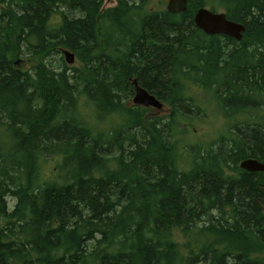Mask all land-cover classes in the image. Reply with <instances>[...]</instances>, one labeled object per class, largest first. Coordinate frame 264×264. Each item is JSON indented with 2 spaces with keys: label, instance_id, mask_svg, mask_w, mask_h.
<instances>
[{
  "label": "trees",
  "instance_id": "trees-1",
  "mask_svg": "<svg viewBox=\"0 0 264 264\" xmlns=\"http://www.w3.org/2000/svg\"><path fill=\"white\" fill-rule=\"evenodd\" d=\"M149 2L0 0V129L13 140L0 148V264H264V173L239 169L264 164V0H187L177 15ZM201 8L242 39L204 35ZM134 80L169 113L133 106ZM199 88L228 122L247 119L183 171L173 139L179 117L204 114Z\"/></svg>",
  "mask_w": 264,
  "mask_h": 264
},
{
  "label": "rangeland",
  "instance_id": "rangeland-1",
  "mask_svg": "<svg viewBox=\"0 0 264 264\" xmlns=\"http://www.w3.org/2000/svg\"><path fill=\"white\" fill-rule=\"evenodd\" d=\"M167 0H150L148 3V8L151 10L161 11L166 8ZM116 5L115 0L111 2H103V8H111ZM2 4H0V8ZM223 13V12H222ZM26 59V58H22ZM17 62V61H16ZM33 61L24 60V63L17 65L23 71L31 68ZM81 64L77 61L74 63V67L78 68ZM191 95L199 106L204 110L203 115H193L182 118L179 117L177 122L179 124L180 131L175 135L173 141L176 143L178 149V165L181 170L188 171L190 163L192 160L191 152H197L199 149L203 152L208 150L211 146L227 135L228 124H236V120H241L242 115L238 118H230L232 121H227L228 114H224L220 109H218L217 101L212 91H204L203 89H195L190 91ZM84 114L88 115V121L90 124L94 123L95 119L91 117V111L88 107L84 108ZM150 114L164 117L169 113V108L164 105L163 110L159 113L156 110L149 109ZM253 114V113H252ZM259 114H255L258 117ZM244 120V119H243ZM117 121V120H116ZM249 121V120H248ZM109 123H113L109 120ZM7 134L0 129V148L8 149L9 146L13 145V140L6 138ZM57 159H48L42 164V174L43 177L49 180H55L58 177V170L56 169Z\"/></svg>",
  "mask_w": 264,
  "mask_h": 264
},
{
  "label": "water",
  "instance_id": "water-1",
  "mask_svg": "<svg viewBox=\"0 0 264 264\" xmlns=\"http://www.w3.org/2000/svg\"><path fill=\"white\" fill-rule=\"evenodd\" d=\"M33 1V0H28ZM103 2H111L112 0H102ZM187 0H167L166 11L170 14L177 15L186 12ZM193 22L198 30L208 36L222 35L236 41L242 39L245 28L241 24L231 22L226 19L222 12H212L207 8L197 10L193 16ZM63 57L67 65L74 64V55L69 51H63ZM18 63V62H16ZM134 88V96L131 100L133 106L145 109L156 110L157 113L163 110L164 104L149 94L145 89L141 88L134 80L132 82ZM240 169L246 172H264V165L254 160L243 161Z\"/></svg>",
  "mask_w": 264,
  "mask_h": 264
},
{
  "label": "flooded vegetation",
  "instance_id": "flooded-vegetation-1",
  "mask_svg": "<svg viewBox=\"0 0 264 264\" xmlns=\"http://www.w3.org/2000/svg\"><path fill=\"white\" fill-rule=\"evenodd\" d=\"M204 34V33H203ZM205 35V34H204ZM206 36H208V35H206ZM218 36H222V35H218ZM208 37H213V36H208ZM70 53H72L73 55H74V63H75V61H77V59H76V56H75V54L73 53V52H71V51H69ZM78 62V61H77ZM19 63H21V62H19ZM18 63V64H19ZM17 64V65H18ZM68 66H74V64L73 65H68ZM259 124V123H258ZM226 140V139H225ZM225 143H223V144H221V143H216V144H214V148L216 149L217 147H219V145H224ZM247 160H254V161H257L258 163H260V164H263V163H261L260 161H258V160H256V159H247ZM247 160H244V161H247ZM243 162V161H242ZM242 162H240V164L242 163ZM240 164H239V169H240ZM264 165V164H263ZM242 172H246V171H244V170H242V169H240ZM248 174H258V173H264V172H253V173H250V172H247Z\"/></svg>",
  "mask_w": 264,
  "mask_h": 264
},
{
  "label": "bare ground",
  "instance_id": "bare-ground-1",
  "mask_svg": "<svg viewBox=\"0 0 264 264\" xmlns=\"http://www.w3.org/2000/svg\"><path fill=\"white\" fill-rule=\"evenodd\" d=\"M70 15V14H69Z\"/></svg>",
  "mask_w": 264,
  "mask_h": 264
}]
</instances>
